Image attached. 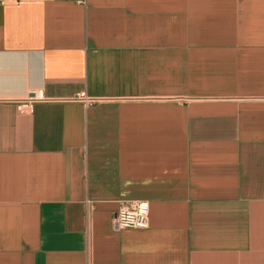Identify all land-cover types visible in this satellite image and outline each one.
I'll return each mask as SVG.
<instances>
[{
	"label": "crops",
	"instance_id": "obj_1",
	"mask_svg": "<svg viewBox=\"0 0 264 264\" xmlns=\"http://www.w3.org/2000/svg\"><path fill=\"white\" fill-rule=\"evenodd\" d=\"M0 264H264V0H0Z\"/></svg>",
	"mask_w": 264,
	"mask_h": 264
},
{
	"label": "built area",
	"instance_id": "obj_2",
	"mask_svg": "<svg viewBox=\"0 0 264 264\" xmlns=\"http://www.w3.org/2000/svg\"><path fill=\"white\" fill-rule=\"evenodd\" d=\"M76 3L86 6L87 0H76ZM66 102L81 103L84 106L90 105L93 100L86 95L85 92H80L65 100ZM53 102L44 95L43 90H35L22 100L13 101L18 114L30 115L33 112V107L38 103ZM112 223L114 228L120 230H146L149 227V202L146 200H129L119 204Z\"/></svg>",
	"mask_w": 264,
	"mask_h": 264
}]
</instances>
